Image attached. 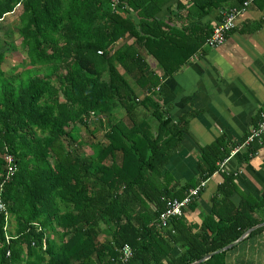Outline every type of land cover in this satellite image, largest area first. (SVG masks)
I'll return each instance as SVG.
<instances>
[{
	"label": "trees",
	"instance_id": "trees-1",
	"mask_svg": "<svg viewBox=\"0 0 264 264\" xmlns=\"http://www.w3.org/2000/svg\"><path fill=\"white\" fill-rule=\"evenodd\" d=\"M171 1L0 0V22L13 18L0 46V264H227L225 253L264 223V194L231 209L229 174L200 231L183 217L161 226L166 203L198 188L194 203L230 153L218 140L202 150L195 184L160 188L199 113L175 121L161 106L164 79L208 47L218 23L203 18L240 12L246 0L173 7L179 34L174 16L159 17ZM16 50L26 58L4 70ZM93 115L104 133L99 144L81 146L75 138ZM124 246L132 251L125 262Z\"/></svg>",
	"mask_w": 264,
	"mask_h": 264
},
{
	"label": "crops",
	"instance_id": "crops-1",
	"mask_svg": "<svg viewBox=\"0 0 264 264\" xmlns=\"http://www.w3.org/2000/svg\"><path fill=\"white\" fill-rule=\"evenodd\" d=\"M188 2L190 0H173L159 16L164 19L174 16L172 24H176L177 34L183 28L176 20L180 14L175 13V8ZM224 14L223 10H214L202 23H209L213 28ZM201 52L200 56H191L179 73L164 79L161 97V106L171 110L170 116L175 121L188 111L199 113L190 120L187 133L179 143L180 149L168 163L165 175L158 180L160 188L195 184L203 175L202 150L218 140L224 142L225 149L221 152L230 151L222 170L208 176L198 199L184 209L182 217L193 233L200 231L206 219L221 205L219 192L229 174L234 176L228 197L231 209L243 206L246 200L256 204L264 194V144L246 159L243 155L249 146L242 145L235 155L231 154L232 148L245 141L264 113V0H249L225 42L216 48L204 46ZM216 166L219 168V163ZM241 240L237 247L225 253V262L264 264V230Z\"/></svg>",
	"mask_w": 264,
	"mask_h": 264
},
{
	"label": "built area",
	"instance_id": "built-area-1",
	"mask_svg": "<svg viewBox=\"0 0 264 264\" xmlns=\"http://www.w3.org/2000/svg\"><path fill=\"white\" fill-rule=\"evenodd\" d=\"M248 1L249 0L244 2V9L248 6ZM116 2H118V0H112V3ZM238 14V10L235 9H233L229 14H224L223 20L214 27L213 34L208 42L209 47H217L225 41L226 35L232 29H234ZM253 144H256L257 146H262L264 144V113L260 115L259 121L251 130L245 141V144L243 145L251 146ZM240 148L241 146L235 148L231 152L232 156L235 155L240 150ZM224 163L219 164L220 170H222ZM11 174H13V172H11ZM7 179H9V177H7ZM197 192L198 188L190 189L182 200L173 199L171 201H168L166 203L165 211L160 215L161 226L169 227V224H171V220L173 218H180L183 215L184 209L193 203L194 197L197 195ZM121 251L124 257V262L132 257V251L128 246H124Z\"/></svg>",
	"mask_w": 264,
	"mask_h": 264
},
{
	"label": "rangeland",
	"instance_id": "rangeland-1",
	"mask_svg": "<svg viewBox=\"0 0 264 264\" xmlns=\"http://www.w3.org/2000/svg\"><path fill=\"white\" fill-rule=\"evenodd\" d=\"M13 20V18H10V22ZM9 19H8V23H3V22H0V46L3 47V44H4V40H5V37H4V32H11L12 28L9 27ZM8 25V29L7 31L5 30H2L4 27L6 28ZM6 35V34H5ZM18 35L15 34V37L13 38V41L15 42V46L17 47L18 45ZM19 53H21V56L19 55ZM26 58V54L25 52H19L18 50H16L14 53H10L6 56V58L4 59L3 61V64H2V68H4V70L8 71L10 70V68H12V66L14 65L15 62H19L21 60V58ZM27 70H30V67H26ZM18 72L20 70H17ZM102 120V117L99 116V115H93L91 116L90 118V123L88 125V128L87 129H84L82 127L81 128V135L78 136V138H75L79 145L81 146H86L88 145L89 147L93 146V145H96V144H99L98 140H99V136L100 135H103L104 133V125L105 123L103 122H100Z\"/></svg>",
	"mask_w": 264,
	"mask_h": 264
},
{
	"label": "water",
	"instance_id": "water-1",
	"mask_svg": "<svg viewBox=\"0 0 264 264\" xmlns=\"http://www.w3.org/2000/svg\"><path fill=\"white\" fill-rule=\"evenodd\" d=\"M263 225H264V223L261 224V225H259V226H255V227L252 228L251 230L247 231V233L243 236L242 239H244L248 234H251L253 231H255L256 229H258L259 227H261V226H263ZM222 251H224V250H222ZM211 256H212V255H208L207 257L203 258L199 263L205 261L206 259L210 258Z\"/></svg>",
	"mask_w": 264,
	"mask_h": 264
},
{
	"label": "clouds",
	"instance_id": "clouds-1",
	"mask_svg": "<svg viewBox=\"0 0 264 264\" xmlns=\"http://www.w3.org/2000/svg\"><path fill=\"white\" fill-rule=\"evenodd\" d=\"M222 20H223V18H222ZM225 40H226V39H225ZM224 42H225V41H224ZM224 42H223V43H224ZM208 47H209V46H208ZM217 47H218V46H217ZM209 48H211V47H209ZM214 48H216V47H214ZM188 207H189V206H188ZM186 208H187V207H186ZM186 208H185V209H186ZM183 212H184V211H183ZM183 214H184V213H183ZM182 216H183V215H182ZM182 216H181L180 218H182Z\"/></svg>",
	"mask_w": 264,
	"mask_h": 264
}]
</instances>
